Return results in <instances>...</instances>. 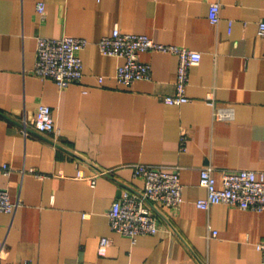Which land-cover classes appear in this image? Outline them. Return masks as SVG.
<instances>
[{
    "label": "crops",
    "instance_id": "1",
    "mask_svg": "<svg viewBox=\"0 0 264 264\" xmlns=\"http://www.w3.org/2000/svg\"><path fill=\"white\" fill-rule=\"evenodd\" d=\"M212 1L220 2L217 22L208 18ZM263 18L264 0H0V186L15 204L0 210V264H264L256 248L264 209L196 205L201 167L219 186L222 170H264ZM114 27L200 51L188 100L162 99L175 92L178 57L168 51L139 53L149 78L117 81L123 57L97 43ZM64 34L88 44L81 79L60 88L32 67L36 37ZM38 103L51 107L55 129L24 134L20 121ZM217 107L231 116L218 117ZM139 162L176 169L182 201L163 207L155 233L131 238L110 228L107 210L143 186L133 173ZM103 236L109 243L100 246Z\"/></svg>",
    "mask_w": 264,
    "mask_h": 264
},
{
    "label": "built area",
    "instance_id": "2",
    "mask_svg": "<svg viewBox=\"0 0 264 264\" xmlns=\"http://www.w3.org/2000/svg\"><path fill=\"white\" fill-rule=\"evenodd\" d=\"M41 17L45 15L42 1L36 3ZM220 2L209 4L208 18L212 22L219 20ZM231 21L228 23L230 30ZM257 33L264 37V18L258 21ZM99 50L106 55L123 57L115 70V78L121 83H131L138 79L150 77V64L139 58V53L147 50H160L174 53L178 57L175 79V92L163 95L166 103H181L188 100L186 86L189 81L190 68L197 65L201 52L173 43L154 40L146 33L126 32L114 27L111 33L98 40ZM88 44L85 37L61 35L59 37H36L35 61L32 72L40 77H50L60 87L79 81L83 75V62L80 51ZM102 77L99 76V80ZM206 101L214 105L213 93L206 94ZM218 117H230L232 111L228 107H217ZM20 131L24 134L34 130L38 133H50L55 129L51 107L38 103L31 119L20 121ZM4 172L7 165H2ZM106 171H100L105 173ZM134 175L143 179V186L124 190L116 197L107 210L108 223L111 229L134 238L140 233H155L159 229L157 215L163 207L174 208L182 201V185L176 169L167 170L150 163H136ZM78 176L82 173L79 171ZM94 182V176L90 177ZM198 183L205 190L203 197L196 199V205L207 208L211 203H228L241 208L264 209V170L239 167L221 171V185H218L210 166H203L199 171ZM15 204L11 201L8 191L0 186V210L12 212ZM215 232V231H214ZM109 243V238H100V246ZM3 241L0 240V250ZM256 248L264 255V238L256 243ZM7 264H15L9 262Z\"/></svg>",
    "mask_w": 264,
    "mask_h": 264
}]
</instances>
